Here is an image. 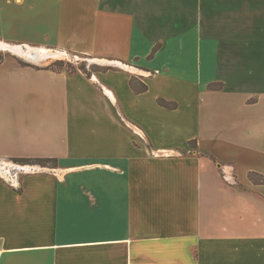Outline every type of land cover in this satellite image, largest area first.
Returning <instances> with one entry per match:
<instances>
[{"label":"crops","instance_id":"0c3cea01","mask_svg":"<svg viewBox=\"0 0 264 264\" xmlns=\"http://www.w3.org/2000/svg\"><path fill=\"white\" fill-rule=\"evenodd\" d=\"M0 41L98 61L0 63V163L58 161L0 173V264H264V0H0Z\"/></svg>","mask_w":264,"mask_h":264},{"label":"rangeland","instance_id":"374dc122","mask_svg":"<svg viewBox=\"0 0 264 264\" xmlns=\"http://www.w3.org/2000/svg\"><path fill=\"white\" fill-rule=\"evenodd\" d=\"M15 46H21V45H15ZM25 49L28 50V47H26ZM31 49L32 50L35 49L32 53L33 55H31L30 57H27L24 54H22V52L20 51L0 48V63L7 61L12 64H19V61H21V62L28 63L34 66L47 67L54 63L64 62L65 64H70L71 67H81L84 69L83 71L90 73L93 70L92 69L93 64L95 62H98L97 60H91L87 58L86 56H79V55H72V54H68L67 56H49V57L44 58V55L41 54L42 51H40L42 48H31ZM49 51H53V50H49ZM136 71L138 70L135 69L134 72ZM12 163L7 164V166L8 165L10 166V168L6 167L5 164L0 163V173L6 174V175L9 173H13L14 171L13 168L15 167Z\"/></svg>","mask_w":264,"mask_h":264},{"label":"trees","instance_id":"16d2710c","mask_svg":"<svg viewBox=\"0 0 264 264\" xmlns=\"http://www.w3.org/2000/svg\"><path fill=\"white\" fill-rule=\"evenodd\" d=\"M157 50H158V46L154 49L153 54ZM19 65L24 66V67L38 68L37 66H33L31 64L24 63L21 61H19ZM45 68L46 69H53V70H59V69L66 68L70 73H75L78 70H82V71L84 70L81 67H71L70 64H65L64 62L54 63V64H51V65L45 67ZM132 86L138 92H144L147 90V86L144 84H142L140 87H137L135 85V83H132ZM212 87L216 88L214 86H212ZM159 104L164 106V107H167L169 109H174L176 107V103H170V102H167L163 99L159 100ZM13 161L15 163L21 164V165H41L43 167H52V168H55L58 166V161H57V159H54V158H15V159H13ZM249 178L254 183L264 182V178H262L261 176H259L257 173H254V172L249 174Z\"/></svg>","mask_w":264,"mask_h":264},{"label":"bare ground","instance_id":"6f19581e","mask_svg":"<svg viewBox=\"0 0 264 264\" xmlns=\"http://www.w3.org/2000/svg\"><path fill=\"white\" fill-rule=\"evenodd\" d=\"M0 48L1 49H8V50H17L22 52V54H24L27 57H30L31 55H33V51L31 48L28 47V50H26L23 46H15V45H11V44H7L4 43L2 41H0ZM40 51L41 54L44 55V58L49 57V56H67V53H63V52H59V51H49L47 48H42ZM19 53V52H18ZM40 55V54H39ZM126 67V66H125ZM128 69H131L132 71H134L135 69L131 68V67H126Z\"/></svg>","mask_w":264,"mask_h":264}]
</instances>
